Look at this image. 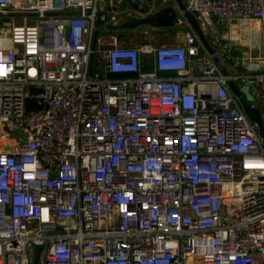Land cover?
<instances>
[{
  "label": "built area",
  "instance_id": "built-area-1",
  "mask_svg": "<svg viewBox=\"0 0 264 264\" xmlns=\"http://www.w3.org/2000/svg\"><path fill=\"white\" fill-rule=\"evenodd\" d=\"M183 1L248 46L229 74L264 102V0ZM112 6L0 0V264L33 243L39 264H264L255 122L182 14L180 43L128 46L98 31Z\"/></svg>",
  "mask_w": 264,
  "mask_h": 264
},
{
  "label": "water",
  "instance_id": "water-1",
  "mask_svg": "<svg viewBox=\"0 0 264 264\" xmlns=\"http://www.w3.org/2000/svg\"><path fill=\"white\" fill-rule=\"evenodd\" d=\"M164 3L163 0H113V7H123V11L135 12L138 15L129 16L126 20L119 23H112L107 20V12L99 11L97 13L96 26L103 23L108 29H114L118 27H136L141 24H148L156 27H164L175 25L177 23V15L182 14L192 29L197 33L200 41L211 55L214 62L218 65L221 72L227 77V82L230 90L238 96L239 101L243 107V110L248 117L255 122L256 130L262 137L264 142V125L262 122V114L264 111V102L258 101V105L252 103L255 100V96L249 91L247 85H242L232 79L229 74L228 68L222 60L220 54L216 50V47L211 43L207 37L204 28L200 24L199 20L195 17L194 13L187 8L183 0H174V3L162 4V6L156 10L157 5ZM133 11V12H132ZM146 41V40H144ZM174 71H160L159 74H173ZM132 73H120V72H108V76L119 77L132 75ZM42 244L33 243L29 250L30 264H39L40 251Z\"/></svg>",
  "mask_w": 264,
  "mask_h": 264
},
{
  "label": "rangeland",
  "instance_id": "rangeland-1",
  "mask_svg": "<svg viewBox=\"0 0 264 264\" xmlns=\"http://www.w3.org/2000/svg\"><path fill=\"white\" fill-rule=\"evenodd\" d=\"M204 30L206 31V35L209 31L213 33L215 38L213 45L221 55L230 73H241L246 70L247 59L245 56H247L249 54L248 51H250L247 45L241 44L235 39L233 40L222 35L227 30L226 25L211 24L204 28ZM98 31H101L106 35L117 34L121 39V45L135 46L145 38H148V40H151L157 45L177 44L180 43L183 38L185 32L182 31H186V24H177L172 29L174 32H110L109 30H105L104 24L98 26ZM233 35L236 36L235 34ZM207 37L209 38L208 35ZM242 38V42H245V37ZM250 54L252 55V51H250ZM253 54H257V51L254 50ZM100 62H102L101 57H99V63H96V59H94L93 67L97 69Z\"/></svg>",
  "mask_w": 264,
  "mask_h": 264
},
{
  "label": "crops",
  "instance_id": "crops-1",
  "mask_svg": "<svg viewBox=\"0 0 264 264\" xmlns=\"http://www.w3.org/2000/svg\"><path fill=\"white\" fill-rule=\"evenodd\" d=\"M170 3H174V0H168L167 2L165 3H161L159 5H157V7H155L154 10L160 8L162 6V4H170ZM123 7H111L110 10H113L114 12L117 13V23L119 22H122L124 20H126L129 16H132V15H138L136 14L135 12L133 13H130L129 11H123V9H121ZM177 24L175 25H170V26H164V27H156V26H152V25H148V24H141V25H138L136 27H132V28H129V27H118V28H114V29H108L110 32H174L172 31V29L176 26ZM186 31H187V25H186ZM186 31H182V32H186ZM180 32V31H179ZM206 32V31H205ZM210 32V31H209ZM150 39V38H149ZM143 40H148V38L146 39H143ZM142 40V41H143ZM232 73H235V72H232ZM255 88L252 87V95L255 96L256 98V95H255ZM257 99V98H256ZM255 100H252V102H255ZM258 102V101H257Z\"/></svg>",
  "mask_w": 264,
  "mask_h": 264
},
{
  "label": "bare ground",
  "instance_id": "bare-ground-1",
  "mask_svg": "<svg viewBox=\"0 0 264 264\" xmlns=\"http://www.w3.org/2000/svg\"><path fill=\"white\" fill-rule=\"evenodd\" d=\"M246 38H247V36H246Z\"/></svg>",
  "mask_w": 264,
  "mask_h": 264
}]
</instances>
